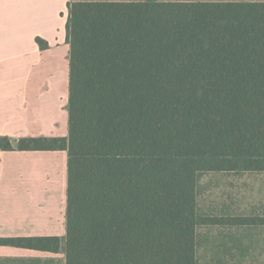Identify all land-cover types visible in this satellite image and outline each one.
Segmentation results:
<instances>
[{"label": "trees", "instance_id": "trees-1", "mask_svg": "<svg viewBox=\"0 0 264 264\" xmlns=\"http://www.w3.org/2000/svg\"><path fill=\"white\" fill-rule=\"evenodd\" d=\"M66 7L68 134L0 149L66 150L65 264H197V226L225 222L199 214L200 175L264 171V2ZM0 245L55 253L61 239Z\"/></svg>", "mask_w": 264, "mask_h": 264}, {"label": "crops", "instance_id": "crops-1", "mask_svg": "<svg viewBox=\"0 0 264 264\" xmlns=\"http://www.w3.org/2000/svg\"><path fill=\"white\" fill-rule=\"evenodd\" d=\"M68 1L0 0V136L11 140L67 136ZM66 186V150L0 149V237L61 239L55 253L0 245V264H65ZM236 217L249 218L228 219Z\"/></svg>", "mask_w": 264, "mask_h": 264}, {"label": "rangeland", "instance_id": "rangeland-1", "mask_svg": "<svg viewBox=\"0 0 264 264\" xmlns=\"http://www.w3.org/2000/svg\"><path fill=\"white\" fill-rule=\"evenodd\" d=\"M197 209L205 217H264V172L201 174ZM196 232L197 264H264V224L232 226L225 219Z\"/></svg>", "mask_w": 264, "mask_h": 264}]
</instances>
